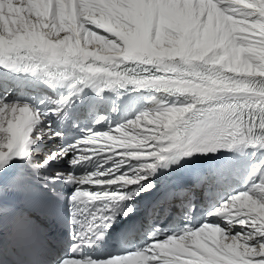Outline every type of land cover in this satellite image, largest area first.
<instances>
[{
	"label": "snow or ice",
	"instance_id": "obj_1",
	"mask_svg": "<svg viewBox=\"0 0 264 264\" xmlns=\"http://www.w3.org/2000/svg\"><path fill=\"white\" fill-rule=\"evenodd\" d=\"M0 264H264V0H0Z\"/></svg>",
	"mask_w": 264,
	"mask_h": 264
}]
</instances>
